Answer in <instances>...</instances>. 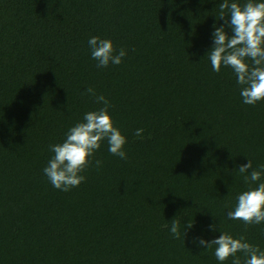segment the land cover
I'll list each match as a JSON object with an SVG mask.
<instances>
[{
    "label": "trees",
    "instance_id": "1",
    "mask_svg": "<svg viewBox=\"0 0 264 264\" xmlns=\"http://www.w3.org/2000/svg\"><path fill=\"white\" fill-rule=\"evenodd\" d=\"M222 2L0 0V264H221L215 245L193 242L220 232L264 250V224L226 215L264 182L237 170L264 165V100L244 104L232 69L212 70L214 25L232 34ZM91 36L127 55L97 68ZM90 87L110 102L127 159L105 140L85 181L61 191L43 172L49 145L103 106Z\"/></svg>",
    "mask_w": 264,
    "mask_h": 264
},
{
    "label": "clouds",
    "instance_id": "2",
    "mask_svg": "<svg viewBox=\"0 0 264 264\" xmlns=\"http://www.w3.org/2000/svg\"><path fill=\"white\" fill-rule=\"evenodd\" d=\"M219 7L218 19L226 16L230 18V21L225 18V24L231 28L232 34L228 35L224 25H214L213 47L207 53L212 70L219 72L222 65L230 67L236 76V83L241 86L243 103L255 105L264 100V0H246L243 5L223 0ZM88 45L92 59L97 61V68L107 67L110 63L119 65L127 55L124 48L117 52L110 39L91 36ZM248 61H251V64ZM86 92L95 103L103 106L85 112L81 121L68 128L63 142L49 145L53 155L43 169L52 186L65 192L85 181L86 177L82 173L92 163V157L103 141H107L108 151L112 155L122 160L127 159L124 151L126 137L114 125L108 111L110 102L103 94L97 95L94 88L90 87ZM143 131L138 128L134 135L142 138ZM101 163L100 160L95 161L97 167ZM237 170L249 185L261 181L264 175V165L257 170L253 168L250 159ZM226 215L231 220L242 221L246 226L264 224V182H260L256 187L250 186L238 194L235 207L227 211ZM192 227L193 221L185 224L183 238L186 229ZM210 228L216 230L215 225H210ZM169 231L173 238L179 239L180 221L173 220ZM220 233L211 241L194 237L193 242L204 249H211L215 245L214 255L221 264L229 257L233 258L232 264H264V250L258 245L249 243L244 236L234 238L227 232ZM238 252L244 254L243 262L237 256Z\"/></svg>",
    "mask_w": 264,
    "mask_h": 264
}]
</instances>
